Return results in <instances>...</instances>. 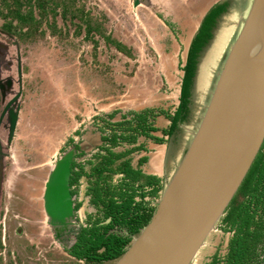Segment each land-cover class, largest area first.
I'll return each mask as SVG.
<instances>
[{"label": "rangeland", "instance_id": "374dc122", "mask_svg": "<svg viewBox=\"0 0 264 264\" xmlns=\"http://www.w3.org/2000/svg\"><path fill=\"white\" fill-rule=\"evenodd\" d=\"M149 1L0 0V264H95L70 256L47 224L42 193L52 158L77 129L98 140L92 131L106 113L117 111L116 121L144 107L173 111L190 40L205 11L225 0ZM250 1L230 0L200 53L187 120L165 144L148 142L154 148L133 152L135 159L149 154L147 169L166 171L167 181ZM10 113L17 117L13 130ZM155 124L167 120L160 115ZM85 185L76 198L80 223L94 212ZM228 235L216 225L192 264H204L216 250L224 253Z\"/></svg>", "mask_w": 264, "mask_h": 264}, {"label": "water", "instance_id": "95a60500", "mask_svg": "<svg viewBox=\"0 0 264 264\" xmlns=\"http://www.w3.org/2000/svg\"><path fill=\"white\" fill-rule=\"evenodd\" d=\"M222 2V1H220ZM134 5L149 0H134ZM17 117H13L11 130ZM264 142V0H251L201 119L147 224L113 264H192ZM75 153L52 158L42 193L53 234L75 222L69 177ZM72 237V236H70Z\"/></svg>", "mask_w": 264, "mask_h": 264}, {"label": "trees", "instance_id": "16d2710c", "mask_svg": "<svg viewBox=\"0 0 264 264\" xmlns=\"http://www.w3.org/2000/svg\"><path fill=\"white\" fill-rule=\"evenodd\" d=\"M229 3L218 2L202 15L186 51L173 111L144 107L129 110L116 121L109 119L117 111L97 117L102 146L84 163H73L71 167L70 184L75 185L72 195L77 198L83 177V195L94 208L77 227L76 243L67 250L71 256L88 263L113 264L132 241L131 234L139 233L151 218L153 201L159 199L164 182L162 176L147 169L149 154H138L135 159L133 152L165 144L187 120L198 58L213 39L217 22L228 11ZM19 16L21 21L27 19ZM160 115L167 120L166 126L155 124ZM140 136L144 141L139 142ZM81 204L76 200V208ZM217 227L230 234L225 251H214L204 264H264V142Z\"/></svg>", "mask_w": 264, "mask_h": 264}, {"label": "flooded vegetation", "instance_id": "af4514ba", "mask_svg": "<svg viewBox=\"0 0 264 264\" xmlns=\"http://www.w3.org/2000/svg\"><path fill=\"white\" fill-rule=\"evenodd\" d=\"M10 105L11 104H9L6 107L4 114L7 113ZM123 113H125V112H123ZM123 113H121V115ZM8 115H9V113H8ZM10 115H11V119H12L13 113H10ZM106 115L107 114H104L103 116L106 117ZM121 115H120V117H121ZM113 118H110L109 120L114 121ZM8 127L5 128L6 133L9 132ZM92 132L94 134L99 133L98 140L90 138L89 134L87 136H85L87 133H86V131L82 130V128H81V129L75 130V133L71 137L66 139V141L63 143V145L60 147V151H59L58 155H62L64 152L68 151L70 148L75 149V153L73 155V160L71 162L70 167H72L73 163H84L89 157H91L92 154H94L102 146L103 142L101 139V133H100L99 129L95 131V127H94V130ZM1 174H2V165L0 164V184H1ZM70 176H71V173H70ZM83 181H85V179L83 177L80 178V182H81L80 187H79V194L80 195H81V186L83 184ZM69 185H70V193H71V190H73L75 188V185L70 184V177H69ZM71 196H72V201H73V208L76 211V213L74 214L75 222H77L78 224L72 226L71 230L69 231L68 234H65L64 231L60 232L59 235L53 234V237L57 240V242L60 245H62L64 247V249H66V251L68 249H71L75 245L76 234H77L76 230H77V227L81 224L80 219H79L80 217L78 216V213H77L79 208H76V200H77L76 196L72 195V193H71ZM85 198H87V197H85ZM51 231H52V229H51ZM70 236H72V237H70ZM73 258H75V257H73Z\"/></svg>", "mask_w": 264, "mask_h": 264}, {"label": "crops", "instance_id": "0c3cea01", "mask_svg": "<svg viewBox=\"0 0 264 264\" xmlns=\"http://www.w3.org/2000/svg\"><path fill=\"white\" fill-rule=\"evenodd\" d=\"M158 175L162 176V179H163V182L164 184L166 183L167 181V178L165 177L166 176V171L164 170H161L160 172L157 173ZM172 174V172L170 173V175Z\"/></svg>", "mask_w": 264, "mask_h": 264}]
</instances>
